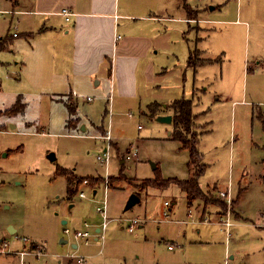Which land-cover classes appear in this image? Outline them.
Listing matches in <instances>:
<instances>
[{
  "label": "rangeland",
  "instance_id": "1",
  "mask_svg": "<svg viewBox=\"0 0 264 264\" xmlns=\"http://www.w3.org/2000/svg\"><path fill=\"white\" fill-rule=\"evenodd\" d=\"M135 1L152 6L149 12L163 19L181 18L186 13L178 5L183 0ZM186 1L200 16L203 8L214 21L204 23L201 30V21L189 29L187 23L174 22L170 27L165 20H158L157 43L163 47L157 56L159 67L169 70L155 81L158 94H142L141 100L136 96L121 98L105 77L101 85L73 93L77 116L83 118L81 130L67 127L69 107L55 100L59 95L54 89L45 88L38 80L36 68L16 67L8 54H0V59L7 60L0 64V112L19 101L25 107L15 115H0V239L10 242L8 251L0 252V264H21L16 246L32 250L24 237L41 243L44 252L39 257L31 252L24 264H78L76 257H84L85 264H225L227 259L231 264H264V182H260L264 172V0ZM229 38L233 40L230 44ZM196 47L207 48L200 57L213 58L214 64L205 68L208 73L198 69L195 93L182 79L193 70L188 60L192 53L196 62ZM15 68L19 76L10 78ZM183 94L193 102L195 112L207 111L198 123H206L205 130L212 131L202 137L200 151L206 152V162L215 163L216 170L230 178L235 199L231 205L208 187L211 170L201 178L204 193L210 202L224 201L225 207L196 200L190 208L178 186L146 188L143 183L158 176L180 180L189 176L188 150L167 138L171 124L159 122L147 108L150 99L164 107ZM89 96L93 101L87 100ZM243 99L248 103H233ZM83 127L89 128L88 133ZM106 129L112 138L108 169L98 160L109 142L100 137ZM190 133L185 136H195L194 131ZM134 151L137 156L128 160L127 155ZM51 153L55 160L48 157ZM61 170L76 177H98L78 187L77 181L71 182ZM234 170L236 175L244 174L241 187L249 186L236 209L240 185L233 183ZM133 194L140 202L126 210ZM106 196L112 220L105 240L91 239L86 244L65 233L67 227L73 232L83 230L85 222L96 232L102 223L96 207ZM209 211H214L218 220L231 212L233 225L241 223L231 228L229 240L231 254L237 255L235 261L230 260V254L225 257L227 234L219 221L208 216L212 223H201V215ZM132 218L141 220L134 232L125 221ZM8 225L18 228L17 235L8 232ZM62 239L68 243L62 244Z\"/></svg>",
  "mask_w": 264,
  "mask_h": 264
},
{
  "label": "crops",
  "instance_id": "2",
  "mask_svg": "<svg viewBox=\"0 0 264 264\" xmlns=\"http://www.w3.org/2000/svg\"><path fill=\"white\" fill-rule=\"evenodd\" d=\"M178 5L185 10V16L163 19V17L151 12L154 9L152 6L142 5L140 1L135 0H0V11H4V14L0 15V54L2 52L8 54V60L14 61L16 67L20 65L24 67L25 65L26 68H36L38 80L46 85L45 88H52L55 91L53 93L59 95V98L55 97V100L60 99L67 106L74 104L76 109L78 105L74 100L73 93L81 89H90L91 86H99L105 77L110 86L119 91L121 98L135 96L140 98L142 94L154 96L158 94H155V81L169 73L168 68L159 67L157 56L163 47H158L157 43L158 20L160 19L161 22L165 20L164 22L170 24L174 22L187 23L189 29L194 28L191 24L201 21V30L204 23L214 21L203 8H201L200 16V11L193 10L186 0L181 1ZM63 9L72 11L73 16L70 21L61 14ZM169 26L172 27L173 25ZM232 41V38H229L228 43L230 44ZM201 43H203L202 39ZM206 51L207 48L205 47H201V50L198 47L195 48L193 52L196 56L197 65L194 67L189 66L190 69H193L189 76L183 75L184 85L187 83L192 85L195 93L199 89L196 87L198 69L201 68V70H206L208 73L210 70L205 68L214 64L213 58L200 57ZM3 61L7 60L5 58L0 59V64ZM156 62H158V65ZM9 75L10 78H16L19 76V72L15 68ZM221 78L224 79L223 76ZM41 82H37V85H40ZM184 97L185 94L178 99ZM173 102L163 107V104L158 100L150 99L147 108L151 113H154L153 115L173 116V109L169 108V105ZM236 102L248 103L246 99L233 101V103ZM194 107L193 104V112L197 115L195 121L198 126L197 130L200 134L202 133L199 143L200 151L201 142L204 140L202 137L212 130H205L207 128L206 123H198L200 116L207 111L195 112ZM163 108H166V110L164 111ZM77 117L80 119L79 130H81L80 127L84 125L83 118ZM170 124L168 139L171 138L174 130L173 122ZM95 128L98 130L96 125ZM73 130L77 131V129ZM88 130L89 128L85 127L83 131L88 133ZM107 131V129L104 130V135L100 134V137L105 136ZM201 153L203 154V162L207 165V169L202 176L210 170L213 174L210 180L211 184L208 187L211 189L216 188V193L224 189L229 190L230 178L228 176L226 178V174L222 171L216 170L215 163L205 161V151ZM189 159L190 153L188 151L187 163ZM123 161L125 162V160ZM188 172L189 176L181 178V180H187L193 176L194 170L188 167ZM232 174L233 183L237 182L240 185L236 197V209L241 194L243 191L248 190L249 186L241 187L244 174L236 175L235 170L232 171ZM202 176L199 179L200 184ZM263 176L264 172L260 175V182H264ZM249 184H252V182ZM93 192L95 196L98 193L97 189H94ZM208 216L217 219L214 211H209L206 212L205 216L201 215V223H212ZM235 217H240L239 212H235ZM125 221H128V219ZM181 221L185 224L189 222ZM218 221L217 219L216 222ZM193 223L195 222L193 221ZM63 224H67V221H63ZM218 224L221 225L219 222ZM233 226H241V223L236 221ZM221 229L225 231L222 225ZM8 232L11 235H17L18 228L8 225ZM229 240L231 241L226 237L225 257L230 254V260L235 261L237 255L231 254ZM95 241L99 242L100 240L95 239ZM30 242L32 245L41 244L33 240ZM73 247L79 248L78 244H73ZM16 248V251L21 249L17 246ZM16 255L20 257L21 264H24L27 256L22 261L21 256ZM229 264H231L230 261Z\"/></svg>",
  "mask_w": 264,
  "mask_h": 264
},
{
  "label": "trees",
  "instance_id": "3",
  "mask_svg": "<svg viewBox=\"0 0 264 264\" xmlns=\"http://www.w3.org/2000/svg\"><path fill=\"white\" fill-rule=\"evenodd\" d=\"M193 57L194 55L192 54L189 60V66L191 67L197 65V62L193 60ZM68 107L70 117L67 122V127L69 129H77L80 125V119L79 117H77V109L74 104H69ZM24 108V104L19 101L14 107H11L6 111H1L0 115H15L19 112H23ZM169 108L173 109L174 130L172 132L171 139L178 141L179 143H181L183 149L189 151L190 159L188 162V167L194 170V174L190 179L187 180H180L177 178L164 179L162 176H158L156 179L143 181V183L146 184V188L154 187L158 189H168L171 185L178 186L186 194L189 207H191L193 205V202H195L196 200H202L207 204L216 203L220 207H225L224 201H221L219 199L216 200V202H210L209 198L207 197L208 195L204 193L205 190L201 187L199 181L200 177L205 173L207 165L203 162V154L199 151V143L202 133L200 134V132L197 130L198 126L195 122L197 115H195L193 112V102L191 100L182 98L175 100L171 105H169ZM152 111L155 112L154 110ZM261 120L264 129V117H261ZM190 131H194L195 136H185V134H191ZM60 173L66 175V177L71 182H73V180H76L78 187L86 180L89 181V183L95 182L94 177H92L91 179L76 177L73 172H70L68 170H61ZM212 191H216V188L212 189Z\"/></svg>",
  "mask_w": 264,
  "mask_h": 264
},
{
  "label": "built area",
  "instance_id": "4",
  "mask_svg": "<svg viewBox=\"0 0 264 264\" xmlns=\"http://www.w3.org/2000/svg\"><path fill=\"white\" fill-rule=\"evenodd\" d=\"M4 14V11H0V15ZM61 14L63 16L66 17V19L68 21L71 20V17L73 16V13L72 11H70L69 9H63L61 11ZM15 36H17V34H15ZM89 101H92V98L91 97H88L87 98ZM102 138H104L107 142H108V145H107V148H106V151L104 153L103 156H98V160L102 161L105 163L106 165V169H108V165H109V162H110V151H109V145H110V142L112 141V138H111V133L110 131L108 130L106 135L103 136ZM134 156H137V153L136 151L133 152V154H128L127 155V159L130 160L132 159ZM108 171V170H107ZM108 173L107 175L105 176L106 178V184H105V189L107 190L108 189V185H109V182H108ZM84 184H89V181H85ZM219 195L222 197V198H225V200L228 201V203L231 205L232 201L235 200L232 196H231V193H230V189L229 190H226V191H220L219 192ZM80 196L82 198H85L86 195L84 192H81ZM96 210L99 214H101L102 216V223H101V227L98 228V230H96V232L92 233V229H91V226L89 225L88 222H85L84 223V229L83 230H74V232L70 229V228H65V233L66 234H73V236L78 239L79 241L80 240H84V242L86 244H89L90 243V240L91 239H97V240H105L106 239V232L109 228V225L111 223V220L109 218V215H108V202H107V196L105 197V199L103 201H101V205L97 206L96 207ZM190 216H192V211H190ZM232 213L231 212H228L227 215L223 216L220 220H219V223L223 226V228L225 229V232L227 234V237L229 239L232 238V234H231V228L233 226V222L231 220V217H232ZM128 223H129V231L130 232H134L136 227L141 224V220L139 218H132V219H129L128 220ZM2 231V227L0 226V232ZM23 242L25 243H30V240L26 237L23 238ZM9 244L10 242H7L6 239H0V252L1 253H4L6 251H8L7 249L9 248ZM42 244H37V245H32V250H22V251H15V254H19L22 258V261L24 260V258L29 255L31 252L35 253L37 255V257H39L40 255H42L44 252L42 251V247H41ZM43 246V245H42ZM170 249H172V246L169 247ZM78 258L76 260V262L78 264H85L86 263V259L84 257H76ZM74 260V258H72V261ZM226 264H229V260H227Z\"/></svg>",
  "mask_w": 264,
  "mask_h": 264
},
{
  "label": "water",
  "instance_id": "5",
  "mask_svg": "<svg viewBox=\"0 0 264 264\" xmlns=\"http://www.w3.org/2000/svg\"><path fill=\"white\" fill-rule=\"evenodd\" d=\"M157 120L161 123H172L173 122V116L172 115H161V116H158L157 117ZM85 128V127H83ZM48 157L51 159V160H55L56 159V155L54 153H51L48 155ZM153 167L156 168V165L154 163H152ZM138 202H140V197L136 194H133L127 205H126V210H129L131 209L134 205H136ZM62 243L64 244H67L68 243V240L66 239H62Z\"/></svg>",
  "mask_w": 264,
  "mask_h": 264
}]
</instances>
